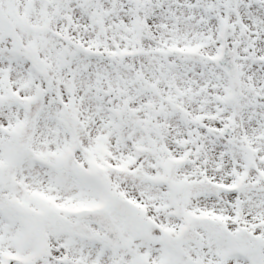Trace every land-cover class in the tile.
I'll use <instances>...</instances> for the list:
<instances>
[{
  "label": "snow or ice",
  "instance_id": "obj_1",
  "mask_svg": "<svg viewBox=\"0 0 264 264\" xmlns=\"http://www.w3.org/2000/svg\"><path fill=\"white\" fill-rule=\"evenodd\" d=\"M0 264H264V0H0Z\"/></svg>",
  "mask_w": 264,
  "mask_h": 264
}]
</instances>
